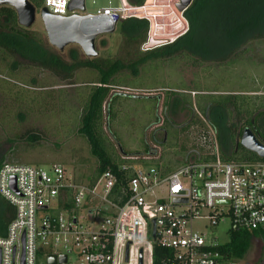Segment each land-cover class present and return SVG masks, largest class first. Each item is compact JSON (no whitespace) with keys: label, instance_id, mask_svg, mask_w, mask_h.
I'll list each match as a JSON object with an SVG mask.
<instances>
[{"label":"built area","instance_id":"built-area-1","mask_svg":"<svg viewBox=\"0 0 264 264\" xmlns=\"http://www.w3.org/2000/svg\"><path fill=\"white\" fill-rule=\"evenodd\" d=\"M117 1L90 15L144 19L147 41L165 44L188 29L180 0ZM70 2L42 0L41 8L70 16L79 11H69ZM207 149L171 169L119 150L125 184L111 171L90 184L61 165L4 162L0 197L14 216L0 236V264H49V256L55 264H139L140 252L141 264H152L154 245L168 251L161 264H225L217 250L224 243L205 231L221 224L228 236L264 230V160H223L215 142Z\"/></svg>","mask_w":264,"mask_h":264},{"label":"trees","instance_id":"trees-1","mask_svg":"<svg viewBox=\"0 0 264 264\" xmlns=\"http://www.w3.org/2000/svg\"><path fill=\"white\" fill-rule=\"evenodd\" d=\"M28 1L37 9L42 7V0ZM128 1L133 5H141L144 0ZM183 17L188 26L186 33L173 42L147 50H141L147 42V21L136 18L119 21L116 24L127 48L125 56H104L98 53L94 58H87L82 55L78 47L69 48L66 54H63L45 46L37 34L17 24L16 14L12 8L1 6L0 68L3 66L8 69L0 72V76H3L0 78V95L6 93L11 95L13 104L29 98L28 105H24L25 108L14 105L16 119L23 122L30 114L27 110H33L34 107L48 108V103L51 105L49 99H53L55 94V97L60 99L59 104L63 110H66L74 121L76 133L86 139L90 154L97 162L88 177L90 184H93L104 171H111L118 181H123L125 184L126 173L121 172L118 167V162L121 160L117 158L111 147L107 134L110 135L109 123L112 119L114 120L118 113V116L123 117L126 109L123 110L121 106L112 112V104L118 97L128 100H152L153 115L143 125L146 136L152 123L155 126L159 125V117L156 115L159 96L132 94L119 89L130 88L126 81L131 76L136 77L139 69L149 62L164 63L171 59H185L187 64L199 67L200 71L204 72L205 67L209 65L218 68L225 66L234 68L239 62L246 61L260 68L262 77L259 79L264 77V0H192L183 11ZM101 46H104L103 42ZM11 56L26 62L27 68H33L38 73L47 71L49 75L60 80V88L47 89L43 86L39 92L27 91L24 88L20 90L11 81L23 83L17 77V72L20 70L17 63L9 61ZM78 73L81 74L79 81H76ZM35 81V78H32L28 83L36 87ZM65 87H73L76 92H66L65 95H61L54 91L66 89ZM259 89L263 88H256L251 92H259ZM211 93L203 94L205 97L202 99L197 98L202 101L196 102L195 106L201 111L211 130L215 132L221 158L223 160H264L253 152L245 150L237 142L242 130L249 128L264 145V134L258 128L259 123L264 121V96L240 92ZM185 96H177L179 97L177 100L185 108L192 109L191 102ZM72 97L75 100L79 98L78 109L72 105ZM166 98L165 107L167 105L170 107L172 100H168V96ZM215 112H222L227 116V120L223 123L215 121ZM228 118H231L232 122ZM163 125L165 127L156 129L163 132L161 140L155 139V130L151 133V138L161 146L179 133L178 127L167 117V113L164 114ZM181 128L184 127L180 126ZM173 130L175 134L169 137ZM20 138L35 143L42 137L40 132L27 129ZM14 154L13 147L8 151L0 150V165L4 162L18 164ZM166 159L171 162L169 157ZM69 207L72 206L69 205ZM13 216L14 208L0 197V236L5 235L6 227ZM260 236L264 238V231L260 229L232 232L227 242L220 245L217 250L226 260L225 264L239 261L249 250L252 238H261ZM166 256H168L167 250L154 245L152 264H161Z\"/></svg>","mask_w":264,"mask_h":264},{"label":"rangeland","instance_id":"rangeland-1","mask_svg":"<svg viewBox=\"0 0 264 264\" xmlns=\"http://www.w3.org/2000/svg\"><path fill=\"white\" fill-rule=\"evenodd\" d=\"M108 5L117 6L118 1L84 0V10L82 12L78 11V13L94 14L101 7ZM35 9V21L27 30L37 34L45 46L55 49L46 40L43 24L38 16L40 8ZM101 42H103L104 46H101ZM95 46L97 52L104 56L124 57L127 51L123 38L119 33L118 24H116L113 33L99 35L95 40ZM74 47L78 46L70 44L63 49L62 53L66 54L69 48ZM141 50L145 49L142 47ZM9 61H15L20 69L17 72V77L23 83L11 80L20 90L24 88L27 91L37 90L39 92L43 86H45L43 88L47 89L50 87L60 88V80L49 75L47 71L38 73L33 68H27L26 62L18 57L11 56ZM187 63L185 59H171L164 63H160V61L149 62L139 69L136 77L131 76L127 79L126 83L130 88H119L127 93L159 96L156 107L159 125L155 126L152 123L153 121H151L152 125L148 128L149 131L146 136V130L143 125L153 115L152 100H128L118 97L112 104L111 111L114 112L115 108L122 106L123 110L126 109L123 112L125 115L121 117L122 115L118 116V113L114 120L112 119L109 123L110 135L106 132L117 158H120L119 149H121V152L126 155L140 156L139 158L146 166L155 162L163 166L166 165L170 169L174 168L182 163L185 156L192 157L197 153L202 155L208 152L207 147L213 142L218 145L215 132L211 130V126L201 114V111L195 106L196 102L202 101L197 98L202 99L205 97L203 94H212L211 92H240L241 94L264 96V77L259 79L262 77L260 68L246 61L239 62L234 68L229 66L218 68L214 65H209V67H205L206 70L204 72L200 71L199 67H192ZM1 67L0 72L8 69ZM80 74H77L76 81H79ZM2 77L0 76V78ZM32 78L36 80V87L28 83ZM65 88L55 89L54 91L61 95H65L66 92H76L73 87ZM256 88L263 89H259V92H251ZM13 94H15V91H13ZM188 95L189 97H187ZM10 96L8 93L0 95V150L8 151L13 147L18 164L39 168L61 165L72 171L78 178L86 180L97 162L90 154L86 139L76 133L74 121H72L70 114L63 110L59 104L60 99L58 100V97H55L56 95L54 94L53 99H49L51 105L48 103V108L34 107L33 110H27L30 114H28L25 121L20 122L15 117L16 106L25 108L24 105H28L29 98L13 104ZM166 96H168V100H172L170 107L169 105L165 107ZM177 96H185L191 102L192 109L185 108L177 100L179 98ZM78 101H80L79 98L75 100L72 97L71 103L75 109L80 107ZM63 111L66 114H63ZM165 113L178 127L179 133L176 134V137L169 138L168 142L161 146L151 138V133L155 130V139H162V130L156 131V129L165 127L163 125ZM214 115L217 122L223 123L224 120H227V116L222 112H215ZM189 118L191 119L190 121ZM228 120L232 122L231 118H228ZM182 123L184 128L180 129ZM258 128L264 134V121L259 123ZM27 129L40 132L42 138L35 143L21 139L20 136ZM173 134H175L174 130L170 132L169 137ZM148 151H151L150 154L156 159H143L147 156ZM168 157L171 162L167 161L166 158ZM204 224V221L195 222L198 228H201ZM226 230L227 224H221L216 228H207L205 232L217 236L221 243H225L228 240ZM261 239L264 240L263 237ZM261 239L252 238L251 246L244 257L239 261L228 262V264H260L264 256V243L261 244ZM146 258L148 259L147 255H145Z\"/></svg>","mask_w":264,"mask_h":264},{"label":"water","instance_id":"water-1","mask_svg":"<svg viewBox=\"0 0 264 264\" xmlns=\"http://www.w3.org/2000/svg\"><path fill=\"white\" fill-rule=\"evenodd\" d=\"M192 0H180L177 4L179 11H184ZM12 8L16 14L17 24L27 29L32 26L36 18V9L28 0H0V7ZM69 11L84 10V0H71ZM38 16L43 24L46 40L49 45L57 51L72 44L79 47L83 56L94 58L98 55L95 40L99 35L111 34L115 31L116 21L104 15L71 14L70 16H59L49 13L45 8H40ZM165 42L150 40L143 46V49H152L164 45ZM245 150L253 152L259 158H264V145L258 141L249 128H244L237 140ZM119 149V148H118ZM121 152V149H119ZM151 151H148L150 154ZM154 236V233H153ZM58 261L63 263L65 256H60ZM49 264H55V257L47 258ZM141 264V252L139 256ZM260 264H264V256Z\"/></svg>","mask_w":264,"mask_h":264},{"label":"flooded vegetation","instance_id":"flooded-vegetation-1","mask_svg":"<svg viewBox=\"0 0 264 264\" xmlns=\"http://www.w3.org/2000/svg\"><path fill=\"white\" fill-rule=\"evenodd\" d=\"M190 120H191V119L189 118V121H190ZM189 121H188V122H189ZM183 125H184V124L182 123V124H181V126H183ZM185 157H186V156H185ZM254 239H256V238H254ZM260 239H261V238H260ZM263 241H264V240H263V239H261V244H263V243H264ZM263 255H264V252H263Z\"/></svg>","mask_w":264,"mask_h":264},{"label":"bare ground","instance_id":"bare-ground-1","mask_svg":"<svg viewBox=\"0 0 264 264\" xmlns=\"http://www.w3.org/2000/svg\"><path fill=\"white\" fill-rule=\"evenodd\" d=\"M91 14V13H90Z\"/></svg>","mask_w":264,"mask_h":264}]
</instances>
